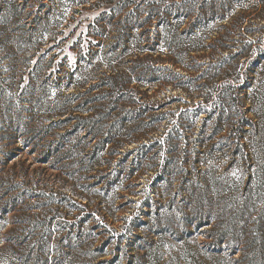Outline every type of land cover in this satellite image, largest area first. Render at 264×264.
Listing matches in <instances>:
<instances>
[{
    "label": "rangeland",
    "instance_id": "374dc122",
    "mask_svg": "<svg viewBox=\"0 0 264 264\" xmlns=\"http://www.w3.org/2000/svg\"><path fill=\"white\" fill-rule=\"evenodd\" d=\"M68 1L0 0V247L4 237L22 243L15 255L0 250V264L23 255L39 264H264V0H243L203 27H194L202 0H177L196 8L179 33L202 38L200 53L187 43L173 55L191 85L133 77V99L108 126L138 132L143 113L146 123L164 119L113 157L96 152L95 164L76 120L49 128L65 119L59 97L78 93L74 81L64 90L65 73L92 58L98 74L127 72L146 38L123 20L171 1L133 0L116 15L125 0ZM238 12L245 22L234 29ZM161 31L153 22L151 46ZM241 49L249 56L235 57Z\"/></svg>",
    "mask_w": 264,
    "mask_h": 264
},
{
    "label": "trees",
    "instance_id": "16d2710c",
    "mask_svg": "<svg viewBox=\"0 0 264 264\" xmlns=\"http://www.w3.org/2000/svg\"><path fill=\"white\" fill-rule=\"evenodd\" d=\"M109 1H111L109 3L116 2V0ZM170 1L171 4L169 5L162 3H144L146 9H138L136 17L123 20L126 26L124 28L128 32L130 27H136L141 30L140 35L146 38L144 43L139 44V56H137L135 61H132V66L128 68L127 72L120 73L116 71L117 73H115V71H110L98 74L100 65L91 63L93 60L92 56V59L89 61L82 60L81 67L74 65L65 73L67 83L62 85L64 86V90L73 86L74 81L76 82L74 85L78 93L75 95L69 93L65 97H63L64 95L59 97L62 98L58 104V117H65V119L58 121V124L53 122L49 125V128L52 129L58 125V129H60L64 127L62 125L76 120L77 125L75 127L79 129L76 134L79 135L84 132L86 138H82L84 141H78L74 149L78 151L79 148L84 147L86 143L85 139L93 141L95 150L93 155L94 159L92 160L93 164L98 162L96 152L102 153L108 148L110 150L109 155L113 157L127 143H137L141 138H145L154 128V125L150 123L159 124L164 119V117H159L153 121L150 118L148 119L150 122L146 123L144 122L146 113H143L141 115L143 122L139 125L138 132L135 130L129 133H122V130L118 131L116 128L108 126V123L115 117L114 113L119 112L120 108H124L133 99L129 93L133 77L139 83L147 84L149 87L154 85H159L160 88L172 86L173 89L181 88L182 90H186V87L191 85L190 82L183 81V74L177 72L178 69L184 72L187 70V67L184 65L186 64L185 60L182 59L181 54L179 56L177 55L181 58L176 57V59L173 58V55L177 54L178 50L180 53H183L185 51L183 49L184 45H187V43L192 44L191 49L194 50V53L201 52L202 38L194 35V32L191 30L192 28L189 31L179 33L183 23L195 17L196 8L187 5V2ZM135 3L136 1L133 0H125L122 3L116 4L113 12L115 15L121 14ZM238 4L242 8L243 0H202L198 8H201L203 13L196 19L197 22H195L194 27L197 25L203 27L208 21H214V15L223 18L228 13H232ZM60 6L63 7V4L61 3ZM230 21L232 28H238L244 24L245 15L239 12L236 14L233 13ZM153 22L161 25L162 31L155 35V42L151 46L149 29ZM184 34L185 37H182ZM121 39H123V33ZM161 42L166 46L165 53H161L160 48L157 49ZM121 43L119 42V44ZM212 48L214 49V46ZM248 52L245 49H241L234 56L248 57ZM87 67H90L91 70L87 71ZM167 101L166 99L165 102ZM74 114L77 115L74 116ZM134 120L129 121V123ZM121 124L123 126L122 121ZM52 156L53 154L48 155V157ZM11 157L12 152L7 153L6 162L11 160ZM44 158L47 159L46 156ZM85 166L88 168L90 165L85 164ZM17 242L20 241H15L13 236L12 238L4 237V243L1 245L0 250H11L15 255L20 252L19 244H22H18ZM17 261L19 264H39V260H33L30 257H24V255L19 257Z\"/></svg>",
    "mask_w": 264,
    "mask_h": 264
}]
</instances>
